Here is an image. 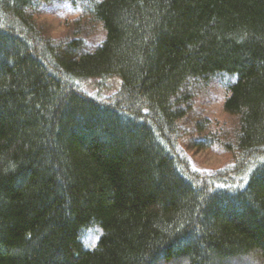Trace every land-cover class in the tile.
I'll return each mask as SVG.
<instances>
[{
  "label": "trees",
  "instance_id": "trees-1",
  "mask_svg": "<svg viewBox=\"0 0 264 264\" xmlns=\"http://www.w3.org/2000/svg\"><path fill=\"white\" fill-rule=\"evenodd\" d=\"M50 1L0 0V264H264V0H89L91 50ZM217 76L239 155L202 174L175 124Z\"/></svg>",
  "mask_w": 264,
  "mask_h": 264
},
{
  "label": "rangeland",
  "instance_id": "rangeland-1",
  "mask_svg": "<svg viewBox=\"0 0 264 264\" xmlns=\"http://www.w3.org/2000/svg\"><path fill=\"white\" fill-rule=\"evenodd\" d=\"M88 1L52 0L37 5L28 13L45 39L59 42L78 35L84 47L91 50L103 39L104 33L99 24L84 14L82 8ZM77 30L78 34H75ZM228 81L224 76H217L206 82L196 80L190 84L188 100L181 106L184 116L176 122L174 133L175 145L190 171L210 174L231 167L237 160L239 154L232 149L238 119L222 108ZM117 87L115 79H108L102 83L97 80L86 82L83 89L108 97Z\"/></svg>",
  "mask_w": 264,
  "mask_h": 264
}]
</instances>
